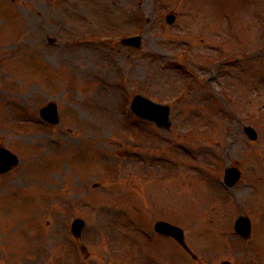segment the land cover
<instances>
[{
    "label": "rangeland",
    "instance_id": "1",
    "mask_svg": "<svg viewBox=\"0 0 264 264\" xmlns=\"http://www.w3.org/2000/svg\"><path fill=\"white\" fill-rule=\"evenodd\" d=\"M135 34L143 36L139 49L117 41ZM223 39L229 45L221 52ZM217 54L229 57L223 67L207 63ZM245 56V67L233 66V57ZM224 71L238 76L230 109L255 125L256 142L245 138L238 116L219 118L222 106L209 100L219 96ZM134 93L168 101L170 128L140 122L129 109ZM49 100L58 103L57 126L36 117ZM3 104L13 112L0 123V143L20 164L0 175V264H264L251 246L264 242L255 231L264 213L253 208L264 181V0H0ZM209 119L221 126L214 135ZM215 141L227 153H209ZM214 156L212 175L234 160L245 172L233 191L214 185L217 172L215 182L211 174L210 183L190 181V171ZM164 160L180 166L181 179L161 169ZM233 198L231 208L244 201L249 238L236 235L227 246L226 238L224 248L201 240L207 221ZM74 217L86 222L79 240L70 233ZM158 220L181 227L193 254L157 235Z\"/></svg>",
    "mask_w": 264,
    "mask_h": 264
},
{
    "label": "water",
    "instance_id": "2",
    "mask_svg": "<svg viewBox=\"0 0 264 264\" xmlns=\"http://www.w3.org/2000/svg\"><path fill=\"white\" fill-rule=\"evenodd\" d=\"M82 226V223H81V225H80V227ZM179 241H181V237L179 236L178 238H177Z\"/></svg>",
    "mask_w": 264,
    "mask_h": 264
}]
</instances>
